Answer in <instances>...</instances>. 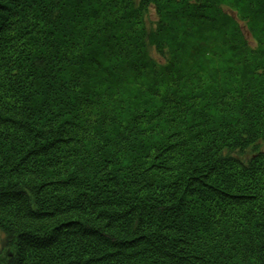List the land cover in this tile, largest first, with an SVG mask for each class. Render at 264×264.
Segmentation results:
<instances>
[{"label":"trees","instance_id":"obj_1","mask_svg":"<svg viewBox=\"0 0 264 264\" xmlns=\"http://www.w3.org/2000/svg\"><path fill=\"white\" fill-rule=\"evenodd\" d=\"M0 264H264V0H0Z\"/></svg>","mask_w":264,"mask_h":264},{"label":"rangeland","instance_id":"obj_2","mask_svg":"<svg viewBox=\"0 0 264 264\" xmlns=\"http://www.w3.org/2000/svg\"><path fill=\"white\" fill-rule=\"evenodd\" d=\"M2 237H3V235H2V233L0 232V255L2 254V251H3V245L1 244V242H2Z\"/></svg>","mask_w":264,"mask_h":264}]
</instances>
